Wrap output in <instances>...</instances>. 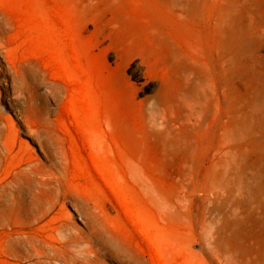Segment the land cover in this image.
Instances as JSON below:
<instances>
[{
  "label": "rangeland",
  "instance_id": "obj_1",
  "mask_svg": "<svg viewBox=\"0 0 264 264\" xmlns=\"http://www.w3.org/2000/svg\"><path fill=\"white\" fill-rule=\"evenodd\" d=\"M122 258L264 264V0H0V264Z\"/></svg>",
  "mask_w": 264,
  "mask_h": 264
},
{
  "label": "bare ground",
  "instance_id": "obj_2",
  "mask_svg": "<svg viewBox=\"0 0 264 264\" xmlns=\"http://www.w3.org/2000/svg\"><path fill=\"white\" fill-rule=\"evenodd\" d=\"M70 240H71V239H70ZM70 240H69V245H71V246H72V245H77V244H78V241H79V240H73V239H72L71 241H70ZM77 246H78V245H77ZM86 251H87V254H88V255H90V254L93 255V256L95 257V259H96V258H99V256H100V253H97V252L94 251L92 248H87ZM86 260H87V262H90V260H89L88 257H87ZM122 260H123L124 264H126L125 261H124V258H122ZM135 262H136V261H134L133 263H135ZM127 264H131V263H127ZM136 264H137V263H136Z\"/></svg>",
  "mask_w": 264,
  "mask_h": 264
}]
</instances>
